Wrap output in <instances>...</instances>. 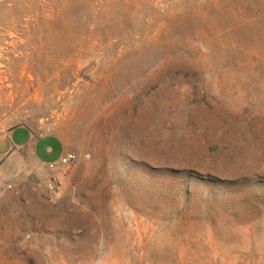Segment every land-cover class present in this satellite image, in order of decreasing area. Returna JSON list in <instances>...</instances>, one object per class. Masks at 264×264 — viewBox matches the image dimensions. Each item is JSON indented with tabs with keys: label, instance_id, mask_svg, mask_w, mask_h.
I'll use <instances>...</instances> for the list:
<instances>
[{
	"label": "rangeland",
	"instance_id": "rangeland-1",
	"mask_svg": "<svg viewBox=\"0 0 264 264\" xmlns=\"http://www.w3.org/2000/svg\"><path fill=\"white\" fill-rule=\"evenodd\" d=\"M16 126L0 264H264V0H0Z\"/></svg>",
	"mask_w": 264,
	"mask_h": 264
},
{
	"label": "crops",
	"instance_id": "crops-1",
	"mask_svg": "<svg viewBox=\"0 0 264 264\" xmlns=\"http://www.w3.org/2000/svg\"><path fill=\"white\" fill-rule=\"evenodd\" d=\"M55 143L54 139L43 137L32 141L29 130L24 126H16L0 132L1 175L3 173L4 176L11 177L24 167L26 148L33 150V155L37 161L45 163L47 168L52 169L48 166L49 163L56 162L61 154V149Z\"/></svg>",
	"mask_w": 264,
	"mask_h": 264
},
{
	"label": "built area",
	"instance_id": "built-area-1",
	"mask_svg": "<svg viewBox=\"0 0 264 264\" xmlns=\"http://www.w3.org/2000/svg\"><path fill=\"white\" fill-rule=\"evenodd\" d=\"M73 158H74V154L72 152H66L62 154L56 162H50L48 166L52 169L57 168L59 166H64L68 164ZM57 187H58L57 180L55 179L54 176H50L45 181V190L49 196H53L56 194Z\"/></svg>",
	"mask_w": 264,
	"mask_h": 264
}]
</instances>
